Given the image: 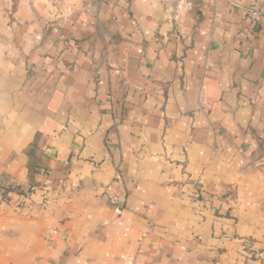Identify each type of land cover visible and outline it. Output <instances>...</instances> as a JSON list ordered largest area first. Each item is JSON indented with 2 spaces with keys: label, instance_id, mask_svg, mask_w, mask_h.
Instances as JSON below:
<instances>
[{
  "label": "crops",
  "instance_id": "1",
  "mask_svg": "<svg viewBox=\"0 0 264 264\" xmlns=\"http://www.w3.org/2000/svg\"><path fill=\"white\" fill-rule=\"evenodd\" d=\"M9 4L0 264H264V0Z\"/></svg>",
  "mask_w": 264,
  "mask_h": 264
},
{
  "label": "built area",
  "instance_id": "2",
  "mask_svg": "<svg viewBox=\"0 0 264 264\" xmlns=\"http://www.w3.org/2000/svg\"><path fill=\"white\" fill-rule=\"evenodd\" d=\"M261 14L262 12L259 8L254 7L249 10V24L243 29L246 35L250 36L256 30L261 22ZM110 202L115 206H120L119 196H110Z\"/></svg>",
  "mask_w": 264,
  "mask_h": 264
},
{
  "label": "trees",
  "instance_id": "3",
  "mask_svg": "<svg viewBox=\"0 0 264 264\" xmlns=\"http://www.w3.org/2000/svg\"><path fill=\"white\" fill-rule=\"evenodd\" d=\"M10 192L24 193L25 191H23L18 186H14V185H11V184H4L2 181H0V194L3 197V199L8 200Z\"/></svg>",
  "mask_w": 264,
  "mask_h": 264
},
{
  "label": "rangeland",
  "instance_id": "4",
  "mask_svg": "<svg viewBox=\"0 0 264 264\" xmlns=\"http://www.w3.org/2000/svg\"><path fill=\"white\" fill-rule=\"evenodd\" d=\"M40 2V1H45V2H48L49 4L51 3V0H8V3H10L9 5H11L12 8H15L17 5L21 4V3H26V2ZM6 13L8 12V9L7 10H4ZM13 10H10L9 13L11 12L12 13ZM8 14V16L11 18L13 17V13L12 14ZM25 191V190H23ZM1 195V194H0Z\"/></svg>",
  "mask_w": 264,
  "mask_h": 264
}]
</instances>
